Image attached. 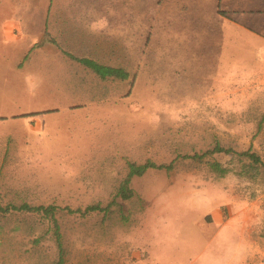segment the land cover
Here are the masks:
<instances>
[{
	"label": "rangeland",
	"instance_id": "rangeland-1",
	"mask_svg": "<svg viewBox=\"0 0 264 264\" xmlns=\"http://www.w3.org/2000/svg\"><path fill=\"white\" fill-rule=\"evenodd\" d=\"M170 2L0 0V204L55 206L64 264H264V168L185 158L219 144L264 162V61L206 42L198 14ZM45 46L63 57H28ZM69 55L129 77L100 81ZM146 162L173 169L133 177V197L111 204ZM94 204L108 214L68 211ZM52 232L37 215L2 219L0 264H54Z\"/></svg>",
	"mask_w": 264,
	"mask_h": 264
},
{
	"label": "crops",
	"instance_id": "crops-1",
	"mask_svg": "<svg viewBox=\"0 0 264 264\" xmlns=\"http://www.w3.org/2000/svg\"><path fill=\"white\" fill-rule=\"evenodd\" d=\"M169 9L198 14L201 21L196 26L205 29L208 36H219V50L248 49L254 52L256 60L264 61V0H171ZM196 26L194 27L197 28ZM205 41L209 43L215 41V38L210 36ZM242 45L248 47H241ZM59 55L52 47L45 46L41 50H32L28 57L53 61L63 57ZM223 225L219 235L222 239L225 237L228 243L233 242L234 235L227 236ZM232 258L235 260L231 259L225 264H253L250 256L245 262L240 252L233 253Z\"/></svg>",
	"mask_w": 264,
	"mask_h": 264
},
{
	"label": "trees",
	"instance_id": "trees-1",
	"mask_svg": "<svg viewBox=\"0 0 264 264\" xmlns=\"http://www.w3.org/2000/svg\"><path fill=\"white\" fill-rule=\"evenodd\" d=\"M70 59L75 61L76 63L80 64L84 68L88 69L92 72L100 81H107V80H118V81H125L128 79L129 74L120 67H113L108 65H103L98 62H95L91 59L87 58H76L72 55H69ZM37 115V113H29L25 114L24 117H33ZM213 155H235L241 161L244 160L248 164V167L252 166H259L261 165L264 168V162L261 161L260 157L253 152L244 151V152H236L231 148H224L221 147L219 144H215V146L203 152L201 155L194 154L193 156H185L187 159H192L197 161L198 163H202L205 158L211 157ZM210 171L216 173L219 177H223L227 174V168L221 166L220 163L216 161H205L204 162ZM149 169H165L170 171L173 169L172 164L167 166H155V164L151 162H146L141 165H136L133 163H129L127 166V174L124 180L120 183L118 190L114 195V200L111 202L117 204L116 200L120 201H127L133 197V191L129 188L130 180L135 176H142L145 174ZM111 204H108L105 207H101L100 204H94L87 206L83 211L76 209V210H68L69 213L76 214L81 213V215L92 214L96 212H101L106 216L109 212V207ZM57 208L53 205L43 206H32L26 203L20 205H14L11 203L1 205L0 204V235H1V220L5 219L6 217L14 214V213H21V214H32L40 216L42 219L48 221L53 229V237L55 241V245L57 248V259L54 264H64L65 252L62 247L61 243V234L59 233V225L57 223L55 215L57 214Z\"/></svg>",
	"mask_w": 264,
	"mask_h": 264
}]
</instances>
